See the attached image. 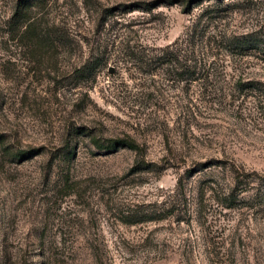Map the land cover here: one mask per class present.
<instances>
[{
	"label": "rangeland",
	"instance_id": "obj_1",
	"mask_svg": "<svg viewBox=\"0 0 264 264\" xmlns=\"http://www.w3.org/2000/svg\"><path fill=\"white\" fill-rule=\"evenodd\" d=\"M0 264H264V0H0Z\"/></svg>",
	"mask_w": 264,
	"mask_h": 264
},
{
	"label": "trees",
	"instance_id": "obj_2",
	"mask_svg": "<svg viewBox=\"0 0 264 264\" xmlns=\"http://www.w3.org/2000/svg\"><path fill=\"white\" fill-rule=\"evenodd\" d=\"M224 33L222 36L224 39L223 41L228 42V46L225 47V50L228 51V49L232 52H237L238 55H243L245 51L247 50V47H253L251 44V39L246 40H239L237 37H235L234 34ZM195 35L198 36V38H195ZM211 39L210 36L206 35L205 30H200L199 33L196 32V28L191 29V34L189 35V38L186 39L185 45L183 48H175V49H166V52H162L157 56L158 59H165L168 60L165 63H168L170 65V68L173 70L174 74H178L180 79L182 80L183 76H186L187 82L192 81L194 79V75L196 73H199L201 69H205L206 64L202 62V59L204 55L207 53L208 47L211 45ZM250 45V46H249ZM246 47V48H243ZM129 47L126 48L128 50ZM101 54L97 53V55H94V53H91L89 56L90 58H93L94 60H97L100 58L103 60H107L108 56L105 55V53L102 50H99ZM132 52V51H131ZM180 52H183L181 54ZM132 57H138L132 56ZM182 58H185L186 61H184ZM189 61V62H188ZM191 61V62H190ZM164 62H161L160 64H163ZM98 66H100L97 61L95 62H86L81 63L79 66H77L75 69L77 73L81 76H91L94 74L95 70H97ZM208 73V72H207ZM206 73V74H207ZM91 143L96 148H106L110 149L116 146H127L132 149H136L138 146L134 139H122V138H114V139H107L102 141L97 136L92 135L90 137ZM24 151H18L16 155H22Z\"/></svg>",
	"mask_w": 264,
	"mask_h": 264
}]
</instances>
